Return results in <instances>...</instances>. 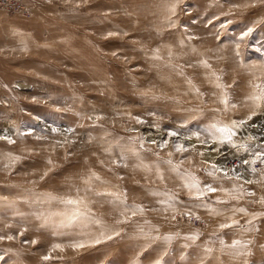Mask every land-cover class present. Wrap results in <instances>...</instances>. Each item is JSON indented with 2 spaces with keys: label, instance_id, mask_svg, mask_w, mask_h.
<instances>
[{
  "label": "rangeland",
  "instance_id": "1",
  "mask_svg": "<svg viewBox=\"0 0 264 264\" xmlns=\"http://www.w3.org/2000/svg\"><path fill=\"white\" fill-rule=\"evenodd\" d=\"M262 47L264 0H0V264H264Z\"/></svg>",
  "mask_w": 264,
  "mask_h": 264
},
{
  "label": "snow or ice",
  "instance_id": "2",
  "mask_svg": "<svg viewBox=\"0 0 264 264\" xmlns=\"http://www.w3.org/2000/svg\"><path fill=\"white\" fill-rule=\"evenodd\" d=\"M252 32V29L249 28L246 32H243L241 33L240 35V41L243 42L249 35L250 33ZM237 48H239V44L237 45ZM257 51H264V47L262 48H258ZM237 55H239V52H237ZM257 88H260V85H256ZM261 92L262 94H264V89H261ZM261 97L260 96H254L253 99H256V100H259ZM213 127H215V125H213ZM216 131H218L219 133L223 134L225 136L226 139L230 140L231 139V136L234 134L230 128L228 127H220V128H217ZM171 135H175V133H170ZM177 150L178 151H182L184 150L182 146L180 145H177ZM262 157H264V153H257L256 157L251 161L252 164H255L256 161L259 159L261 160L262 163H264V159H262ZM245 164L248 163V161H244ZM162 179V177H160ZM193 186L195 187L196 185L193 184ZM208 191L209 192H215L216 189L215 188H212V187H208ZM64 203L66 204H78V203H81V201H76V200H66V201H63ZM241 211H243L241 209ZM232 225H229V224H221L220 227L223 229V228H227V227H231ZM9 239H12V237H8ZM97 243H99L100 241L97 240L96 241ZM32 243H36V241H32ZM238 243V241H234L233 244H236ZM54 248H59L60 245H54L53 246ZM74 247H83L82 244H77V245H74ZM45 259H48V257H45ZM156 264H159V261L156 262Z\"/></svg>",
  "mask_w": 264,
  "mask_h": 264
},
{
  "label": "built area",
  "instance_id": "3",
  "mask_svg": "<svg viewBox=\"0 0 264 264\" xmlns=\"http://www.w3.org/2000/svg\"><path fill=\"white\" fill-rule=\"evenodd\" d=\"M229 165L234 166L233 169L230 168V167L227 169V170H229V173H230V174H233L234 172H237L236 170H237V166H238V165H235V162H234V161L229 162V164H228L227 166H229ZM235 167H236V168H235ZM231 170H232V171H231ZM194 223H197V224H198V223H200V220H196V219H195V220H194Z\"/></svg>",
  "mask_w": 264,
  "mask_h": 264
},
{
  "label": "bare ground",
  "instance_id": "4",
  "mask_svg": "<svg viewBox=\"0 0 264 264\" xmlns=\"http://www.w3.org/2000/svg\"><path fill=\"white\" fill-rule=\"evenodd\" d=\"M232 167H234V166H232Z\"/></svg>",
  "mask_w": 264,
  "mask_h": 264
}]
</instances>
